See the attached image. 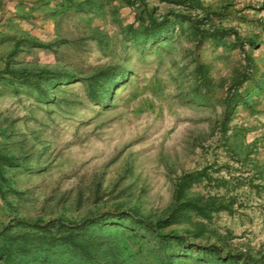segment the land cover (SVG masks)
<instances>
[{
  "label": "rangeland",
  "instance_id": "1",
  "mask_svg": "<svg viewBox=\"0 0 264 264\" xmlns=\"http://www.w3.org/2000/svg\"><path fill=\"white\" fill-rule=\"evenodd\" d=\"M0 264H264V0H0Z\"/></svg>",
  "mask_w": 264,
  "mask_h": 264
}]
</instances>
